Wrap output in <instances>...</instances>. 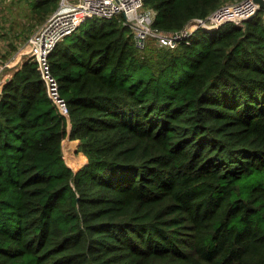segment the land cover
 Listing matches in <instances>:
<instances>
[{"label":"trees","instance_id":"obj_1","mask_svg":"<svg viewBox=\"0 0 264 264\" xmlns=\"http://www.w3.org/2000/svg\"><path fill=\"white\" fill-rule=\"evenodd\" d=\"M235 0H143L174 32ZM42 24L59 0H30ZM14 40H19L15 37ZM16 43L11 42L12 50ZM135 48L91 18L0 98V264H264V20ZM79 142L74 172L62 144Z\"/></svg>","mask_w":264,"mask_h":264},{"label":"built area","instance_id":"obj_2","mask_svg":"<svg viewBox=\"0 0 264 264\" xmlns=\"http://www.w3.org/2000/svg\"><path fill=\"white\" fill-rule=\"evenodd\" d=\"M260 12L264 20V8H260L255 0H235L219 6L205 18L192 19L178 31L163 32L153 27L156 12L146 8L143 0H59L57 9L28 38V50L24 55L37 61L50 98L59 111L68 116L67 105L59 96L57 83L50 75L48 56L60 41L74 33L86 20L123 16L124 24L131 29L135 48L142 52L150 43L158 48L174 49L198 28L211 31L227 22L242 24ZM2 66L0 98L3 86L9 80V76L3 75L8 64Z\"/></svg>","mask_w":264,"mask_h":264},{"label":"rangeland","instance_id":"obj_3","mask_svg":"<svg viewBox=\"0 0 264 264\" xmlns=\"http://www.w3.org/2000/svg\"><path fill=\"white\" fill-rule=\"evenodd\" d=\"M30 3V0H0L1 67H3L2 65H4V63L11 65V61H9V59L15 53L21 54V56L25 57L24 54L28 50L26 42L31 34L35 31V29L40 26V24L34 25L36 23V20L34 18L32 19V17L34 16ZM259 14L262 17V12H260ZM15 37L19 40H14ZM13 41L16 43L15 50H12L10 46L11 42ZM150 46L153 48H158L155 44ZM146 51L147 49L140 52L139 54L144 55ZM16 66L17 65L10 67L13 70ZM62 146L65 163L74 172L79 171L83 166L87 164V161H85V158L82 155L83 153L78 150L79 142L77 140H70L66 138Z\"/></svg>","mask_w":264,"mask_h":264},{"label":"crops","instance_id":"obj_4","mask_svg":"<svg viewBox=\"0 0 264 264\" xmlns=\"http://www.w3.org/2000/svg\"><path fill=\"white\" fill-rule=\"evenodd\" d=\"M21 54H17V53H15L13 56H11L10 57V59H9V61H11V65H9L8 64V66L6 67V69H5V71L3 72V75L4 76H11V74H12V68L10 67V66H14V65H17L20 61H21V59H22V57L23 56H20ZM67 139H69V138H67ZM65 141V140H64ZM63 141V142H64ZM63 147V146H62ZM83 155V154H82ZM84 156V155H83ZM84 158H85V161H87V158H86V156H84ZM84 161V162H85Z\"/></svg>","mask_w":264,"mask_h":264},{"label":"water","instance_id":"obj_5","mask_svg":"<svg viewBox=\"0 0 264 264\" xmlns=\"http://www.w3.org/2000/svg\"><path fill=\"white\" fill-rule=\"evenodd\" d=\"M255 1L260 5V8H264L263 0H255Z\"/></svg>","mask_w":264,"mask_h":264}]
</instances>
